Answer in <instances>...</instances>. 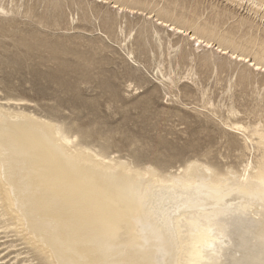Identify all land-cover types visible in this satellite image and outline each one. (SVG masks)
Returning a JSON list of instances; mask_svg holds the SVG:
<instances>
[{"label":"rangeland","instance_id":"1","mask_svg":"<svg viewBox=\"0 0 264 264\" xmlns=\"http://www.w3.org/2000/svg\"><path fill=\"white\" fill-rule=\"evenodd\" d=\"M263 3L0 0V108L163 174L196 161L241 170L259 153L229 125L264 130ZM6 220L0 264H47Z\"/></svg>","mask_w":264,"mask_h":264},{"label":"bare ground","instance_id":"2","mask_svg":"<svg viewBox=\"0 0 264 264\" xmlns=\"http://www.w3.org/2000/svg\"><path fill=\"white\" fill-rule=\"evenodd\" d=\"M42 118L0 108V216L47 264H264V130L229 125L259 153L241 170L196 161L163 174Z\"/></svg>","mask_w":264,"mask_h":264}]
</instances>
